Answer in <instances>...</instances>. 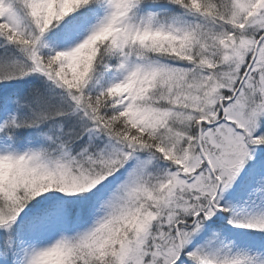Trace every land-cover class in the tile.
I'll return each instance as SVG.
<instances>
[{
    "label": "snow or ice",
    "instance_id": "obj_1",
    "mask_svg": "<svg viewBox=\"0 0 264 264\" xmlns=\"http://www.w3.org/2000/svg\"><path fill=\"white\" fill-rule=\"evenodd\" d=\"M0 264H264V0H0Z\"/></svg>",
    "mask_w": 264,
    "mask_h": 264
}]
</instances>
